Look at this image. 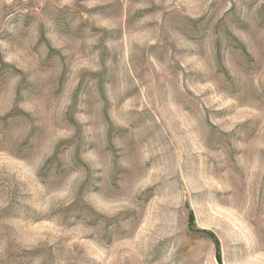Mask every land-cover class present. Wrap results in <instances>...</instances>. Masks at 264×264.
<instances>
[{
    "label": "rangeland",
    "instance_id": "374dc122",
    "mask_svg": "<svg viewBox=\"0 0 264 264\" xmlns=\"http://www.w3.org/2000/svg\"><path fill=\"white\" fill-rule=\"evenodd\" d=\"M0 264H264V0H0Z\"/></svg>",
    "mask_w": 264,
    "mask_h": 264
},
{
    "label": "trees",
    "instance_id": "16d2710c",
    "mask_svg": "<svg viewBox=\"0 0 264 264\" xmlns=\"http://www.w3.org/2000/svg\"><path fill=\"white\" fill-rule=\"evenodd\" d=\"M190 218H192V217H190Z\"/></svg>",
    "mask_w": 264,
    "mask_h": 264
}]
</instances>
